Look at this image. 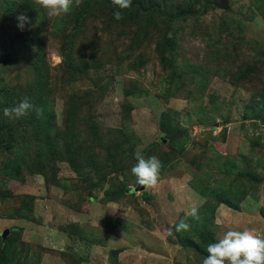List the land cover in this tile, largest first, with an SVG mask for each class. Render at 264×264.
<instances>
[{
  "label": "rangeland",
  "instance_id": "1",
  "mask_svg": "<svg viewBox=\"0 0 264 264\" xmlns=\"http://www.w3.org/2000/svg\"><path fill=\"white\" fill-rule=\"evenodd\" d=\"M117 10L0 0V264H38L42 250L3 216L45 220L58 239L55 227L77 231L66 209L90 201H114L92 222L127 233L130 264H203L229 230L264 238V0ZM25 97L39 117L3 115ZM137 152L161 161L155 188L135 189ZM193 207L199 220L169 236Z\"/></svg>",
  "mask_w": 264,
  "mask_h": 264
},
{
  "label": "crops",
  "instance_id": "2",
  "mask_svg": "<svg viewBox=\"0 0 264 264\" xmlns=\"http://www.w3.org/2000/svg\"><path fill=\"white\" fill-rule=\"evenodd\" d=\"M109 202L106 201L99 203L98 201H90L85 204L86 208L82 211H67L62 214L64 220L69 218V224L76 226V232L57 229L56 232L61 234V237L56 239L53 233V228L47 229L46 233V222L45 220L38 222L31 221L32 219H26L21 217L12 216L8 218V215L3 216L8 220L21 221L20 226H18L19 231L22 234V240L30 241L37 248H41V252L38 256V264H130L132 259L130 252V239L126 237V234L121 228H113L107 226L105 223L94 225V218L90 212L95 214L96 210L104 211L110 208ZM115 204V203H114ZM84 207V205H83ZM94 211V212H93ZM35 217V214L33 215ZM105 216L102 219H98L99 223L105 220ZM72 220V221H71ZM25 223H31L34 225L26 226ZM25 224V226H24ZM30 229V230H29ZM9 228L2 231V235L7 233ZM20 234V235H21ZM121 234V235H120ZM47 237V238H46ZM118 241L119 245L116 248L109 249L110 254H106L104 251H100L99 248L102 247L106 250L105 246L109 241ZM101 241L103 244H101ZM52 243H56L54 246ZM102 253L97 257L96 253ZM156 252V251H154ZM110 257H115L114 259H109ZM139 262L136 264H144Z\"/></svg>",
  "mask_w": 264,
  "mask_h": 264
},
{
  "label": "clouds",
  "instance_id": "3",
  "mask_svg": "<svg viewBox=\"0 0 264 264\" xmlns=\"http://www.w3.org/2000/svg\"><path fill=\"white\" fill-rule=\"evenodd\" d=\"M35 3L48 10L49 16H61L70 13L73 7H80L82 0H35ZM118 9H129L132 0H112ZM117 10L113 13L116 20L123 19V12ZM17 27L23 31L31 20L26 14L17 17ZM35 111L39 117L42 109L31 103L27 97L20 101L13 108H4L3 115L10 119H19ZM137 163L131 168L132 174L136 177L138 185L155 188L160 179V172L163 167L161 161L155 155L145 158L139 152L135 154ZM199 220V209L193 207L189 213L181 219L173 228H169L167 234L186 232L190 229L187 222L188 217ZM207 256L203 264H264V238L253 235L250 231H227L218 242L210 243L207 246Z\"/></svg>",
  "mask_w": 264,
  "mask_h": 264
},
{
  "label": "water",
  "instance_id": "4",
  "mask_svg": "<svg viewBox=\"0 0 264 264\" xmlns=\"http://www.w3.org/2000/svg\"><path fill=\"white\" fill-rule=\"evenodd\" d=\"M220 5L221 6H225L226 5V0H220ZM143 188V186H140V185H137L136 187H135V189L137 190V189H142Z\"/></svg>",
  "mask_w": 264,
  "mask_h": 264
},
{
  "label": "trees",
  "instance_id": "5",
  "mask_svg": "<svg viewBox=\"0 0 264 264\" xmlns=\"http://www.w3.org/2000/svg\"><path fill=\"white\" fill-rule=\"evenodd\" d=\"M113 202H114V201H113ZM30 212H31L30 215L32 216V212H33V210L31 209ZM14 216H16V217H21V218H26V219H31L29 216H27V217H25V216H20V215H14Z\"/></svg>",
  "mask_w": 264,
  "mask_h": 264
}]
</instances>
